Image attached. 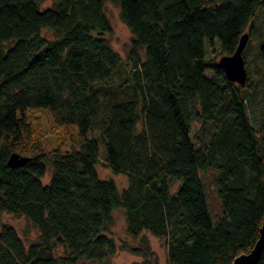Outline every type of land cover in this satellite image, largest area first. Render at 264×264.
Wrapping results in <instances>:
<instances>
[{
  "label": "trees",
  "instance_id": "16d2710c",
  "mask_svg": "<svg viewBox=\"0 0 264 264\" xmlns=\"http://www.w3.org/2000/svg\"><path fill=\"white\" fill-rule=\"evenodd\" d=\"M43 2L0 0V214L24 215L39 231L25 246L0 223V264H102L118 250L146 257L108 235L116 209L128 237L166 241L167 264H231L250 251L264 218V114L255 128L243 85L208 60L205 42L233 54L262 0ZM106 2L131 32L126 61L104 37ZM259 53L264 65V42ZM125 64L109 103L100 86ZM193 122L200 136L191 135ZM96 123L103 164L127 177L121 192L97 173L99 140L88 137ZM12 152L29 160L9 167ZM59 246L64 255L55 254Z\"/></svg>",
  "mask_w": 264,
  "mask_h": 264
},
{
  "label": "rangeland",
  "instance_id": "374dc122",
  "mask_svg": "<svg viewBox=\"0 0 264 264\" xmlns=\"http://www.w3.org/2000/svg\"><path fill=\"white\" fill-rule=\"evenodd\" d=\"M53 0H44L41 7H50ZM104 12L108 19L111 27V31L104 35L107 39L110 47L116 51L123 60L126 61L127 54L130 50L132 35L126 25L122 22L120 18L119 9L116 5L110 2H106L104 6ZM42 35L48 39H53V34L49 30H43ZM264 42V6L259 8L256 12L254 20L252 22L251 34L247 40L245 48L242 55L245 60V65L247 68V81L243 85V93L245 95L244 103L247 106L249 118L251 124L258 128L261 118L264 114V65L261 61V56L259 53V47ZM205 50L207 58L210 62L214 61L218 63V60L222 56L219 49V44L215 40L210 42H205ZM144 58V53L142 54ZM126 64L120 73H117L110 82L101 85V95L107 94L108 102H112L115 95L116 86L123 85L125 79L127 78ZM206 76L212 77V71L207 70ZM130 77L126 81L125 88L129 91ZM238 85V84H237ZM123 90V89H122ZM121 94V93H120ZM50 118H46L45 126H48ZM99 124L96 123L94 128L89 131L88 137H95L99 140V162L96 165V170L101 180H113L116 184L118 191L121 192L127 185V177L123 174H116L112 169L106 167L103 164V157L105 154L104 142L101 139V130L98 129ZM192 136L200 132V123L193 122L191 125ZM196 146L199 147V142L196 141ZM50 166V165H49ZM52 173V168H47V174L43 178V183H48ZM213 171H208L206 174H202L205 179L207 197L210 212L214 218L219 217L221 214V206L216 194L215 187L213 185ZM177 185H174V188ZM113 222L108 229V235L114 238L118 243L125 242L132 247H140L147 251L148 255L143 257L142 255H135L126 250H118L116 254L106 258L102 261V264H167V247L166 241L164 239H159L148 232H144L141 237L137 239H132L126 235V223L125 217L122 209H116L112 213ZM0 223H7L11 225L23 240L25 246L35 241L39 235L38 229L34 224L27 219L24 215H15L3 212L0 214ZM119 243V244H120ZM151 252V253H150ZM57 256L65 254L62 247H57L55 250ZM80 264H99L97 262L84 261Z\"/></svg>",
  "mask_w": 264,
  "mask_h": 264
},
{
  "label": "water",
  "instance_id": "95a60500",
  "mask_svg": "<svg viewBox=\"0 0 264 264\" xmlns=\"http://www.w3.org/2000/svg\"><path fill=\"white\" fill-rule=\"evenodd\" d=\"M264 3V0H262ZM248 40V33L242 34L236 50L233 54H225L218 60V65L222 68L225 76L231 82L244 85L247 81V69L242 52ZM29 160L28 157L12 152L7 160L9 167L15 168L23 166ZM264 249V218L259 229V235L250 251L237 256L231 264H256L261 252Z\"/></svg>",
  "mask_w": 264,
  "mask_h": 264
}]
</instances>
